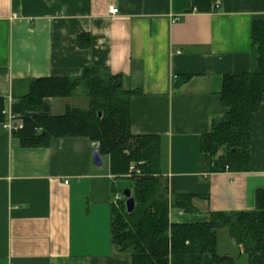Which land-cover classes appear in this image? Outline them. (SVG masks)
<instances>
[{
	"label": "crops",
	"instance_id": "0c3cea01",
	"mask_svg": "<svg viewBox=\"0 0 264 264\" xmlns=\"http://www.w3.org/2000/svg\"><path fill=\"white\" fill-rule=\"evenodd\" d=\"M211 2V11L199 12L192 0H0L6 119L63 115L84 97L81 89L68 98L46 97L39 111H29L24 96L31 80L74 79L88 66L106 68L140 89L131 99V131L161 138L170 194L203 198L195 199L202 211H173L172 223L254 210L264 188V101L253 118L249 171L204 172L202 140L228 111L221 101L224 75L257 67L251 31L254 20L264 19V0ZM84 34L90 47L79 44ZM16 131L0 123V264H131L112 245L119 182L109 157L95 164L97 143L54 137L46 147H25ZM223 254L243 251L229 236Z\"/></svg>",
	"mask_w": 264,
	"mask_h": 264
},
{
	"label": "trees",
	"instance_id": "16d2710c",
	"mask_svg": "<svg viewBox=\"0 0 264 264\" xmlns=\"http://www.w3.org/2000/svg\"><path fill=\"white\" fill-rule=\"evenodd\" d=\"M199 12L212 9L211 0H192ZM252 43L257 47L255 70L226 74L221 91L223 117L214 119L202 140V169L206 173L243 172L251 169L253 118L264 101V19L252 23ZM86 38V41H82ZM81 47L91 46V37L78 38ZM189 79V78H187ZM83 90L88 107L69 106L63 115L24 117L23 128L14 134L25 147H46L54 137L86 136L98 143L100 156L110 159V171L118 180L113 191L130 189L133 212L126 198L112 202V245L131 264H238L230 254L219 252V232L227 230L242 248L247 264H264V188L256 192L251 211L212 212L206 222L172 223L173 211H202L193 194H170V181L161 173V138L134 135L131 131V99L140 93L122 74L88 66L79 78H39L30 81L24 96L29 111H39L46 97L68 98ZM6 99L0 95V123ZM141 174H129L131 164ZM134 173V172H132ZM203 199V198H201Z\"/></svg>",
	"mask_w": 264,
	"mask_h": 264
},
{
	"label": "built area",
	"instance_id": "2783aa9c",
	"mask_svg": "<svg viewBox=\"0 0 264 264\" xmlns=\"http://www.w3.org/2000/svg\"><path fill=\"white\" fill-rule=\"evenodd\" d=\"M111 12L113 14L117 13L118 9L117 8H112ZM3 113L7 114L6 109H4ZM22 119L23 118H18L16 115H12V114L10 115L9 114L8 119H6L5 121L1 122V125H2V127L5 130H8V131L19 130V129H22L23 126H24ZM98 145L99 144L97 143V146ZM132 172H134V173H132ZM141 173H142L141 169L139 167H137V164L132 163L128 175L132 176L133 174H141ZM123 198H125L124 194L122 192H117V193L114 194L113 202L117 203L118 201L122 200Z\"/></svg>",
	"mask_w": 264,
	"mask_h": 264
},
{
	"label": "rangeland",
	"instance_id": "374dc122",
	"mask_svg": "<svg viewBox=\"0 0 264 264\" xmlns=\"http://www.w3.org/2000/svg\"><path fill=\"white\" fill-rule=\"evenodd\" d=\"M81 99H79L78 103L79 104H74L75 106L77 107H80V108H87L88 107V98L84 95V97H80ZM106 160V159H105ZM107 162V160H106ZM126 177H130L129 175L126 176ZM219 238H220V249H219V252L221 254H223V248L226 246V239L229 240V235H228V232L227 230H222L219 232ZM237 250V247H234L233 249V255H235L236 251ZM236 255H238V253H236ZM236 259H237V262H240L239 264H247V259L244 255L242 256H234Z\"/></svg>",
	"mask_w": 264,
	"mask_h": 264
},
{
	"label": "water",
	"instance_id": "95a60500",
	"mask_svg": "<svg viewBox=\"0 0 264 264\" xmlns=\"http://www.w3.org/2000/svg\"><path fill=\"white\" fill-rule=\"evenodd\" d=\"M93 158H94V162L96 165H102L103 161L102 158L99 154V151L96 150L93 154ZM123 194L126 198V208L128 212H133L135 210V206H136V202H135V198L132 195V191L130 189H125L123 191Z\"/></svg>",
	"mask_w": 264,
	"mask_h": 264
}]
</instances>
